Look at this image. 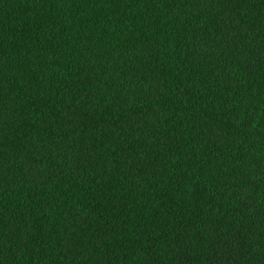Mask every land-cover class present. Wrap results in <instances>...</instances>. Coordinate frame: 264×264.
<instances>
[{
  "label": "trees",
  "instance_id": "16d2710c",
  "mask_svg": "<svg viewBox=\"0 0 264 264\" xmlns=\"http://www.w3.org/2000/svg\"><path fill=\"white\" fill-rule=\"evenodd\" d=\"M0 264H264V0H0Z\"/></svg>",
  "mask_w": 264,
  "mask_h": 264
}]
</instances>
